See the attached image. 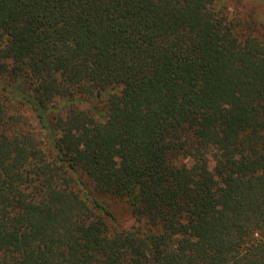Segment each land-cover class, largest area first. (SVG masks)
Instances as JSON below:
<instances>
[{
  "label": "trees",
  "instance_id": "obj_1",
  "mask_svg": "<svg viewBox=\"0 0 264 264\" xmlns=\"http://www.w3.org/2000/svg\"><path fill=\"white\" fill-rule=\"evenodd\" d=\"M256 22L220 0H0V264H264Z\"/></svg>",
  "mask_w": 264,
  "mask_h": 264
},
{
  "label": "rangeland",
  "instance_id": "obj_2",
  "mask_svg": "<svg viewBox=\"0 0 264 264\" xmlns=\"http://www.w3.org/2000/svg\"><path fill=\"white\" fill-rule=\"evenodd\" d=\"M231 16L241 20L252 19L257 21L256 32L264 40V6L249 0H220ZM34 123V122H33ZM105 203L113 209L118 218L120 228L128 229L134 225V218L128 209V205L112 199H106Z\"/></svg>",
  "mask_w": 264,
  "mask_h": 264
}]
</instances>
